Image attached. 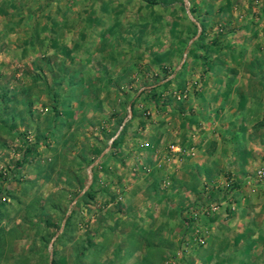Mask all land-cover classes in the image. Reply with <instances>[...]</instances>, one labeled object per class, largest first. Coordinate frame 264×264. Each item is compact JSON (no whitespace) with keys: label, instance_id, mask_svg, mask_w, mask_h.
I'll list each match as a JSON object with an SVG mask.
<instances>
[{"label":"rangeland","instance_id":"374dc122","mask_svg":"<svg viewBox=\"0 0 264 264\" xmlns=\"http://www.w3.org/2000/svg\"><path fill=\"white\" fill-rule=\"evenodd\" d=\"M157 1L0 0V91H16L7 104L16 121L0 128V264H136L128 261L138 240L160 238L142 220L158 188L177 206L179 245L152 247L142 264L162 255L163 264H192L205 219L237 208L245 238L260 236L253 248L264 264L259 186L221 169L208 183L192 179L189 197L174 176L200 160L204 75L230 59L215 48L252 15L253 0ZM214 202H223L217 211Z\"/></svg>","mask_w":264,"mask_h":264},{"label":"crops","instance_id":"0c3cea01","mask_svg":"<svg viewBox=\"0 0 264 264\" xmlns=\"http://www.w3.org/2000/svg\"><path fill=\"white\" fill-rule=\"evenodd\" d=\"M222 19L225 17L222 16ZM235 22V33L225 36L227 42L224 40L222 47L215 48L220 53L223 52V55L230 56V59L224 57L219 63L208 66V73L204 75V93L198 99L201 101L199 106L203 109L198 116L204 118L207 126L197 155L200 160L190 164L187 172L183 171L182 175H174L177 180L184 181L180 191L189 197V193L192 196L195 191L192 179L208 183L214 177H221V169H229L235 174L237 181L244 183L247 175L264 166V127L257 126V122L264 117V18L251 15L246 20ZM195 117L190 119L191 123H195ZM161 124L162 122L157 125ZM156 129L153 131L155 134L161 130ZM177 180L174 179L175 187ZM156 192L148 194V198L155 199L143 204L142 215L145 216L142 220L145 225L151 224L150 228L158 231L160 238L163 236L162 232L168 234V239L157 238L152 243L146 239L138 240V247L133 249L128 263L148 262L152 247L169 250L172 247L174 250L179 245L178 237H173V234L181 226V222L178 218L171 217L176 215L177 206L174 205L171 210L170 203L164 201L166 198L170 200L171 194L168 198L159 188ZM143 197L147 199L146 196ZM260 210L256 211L261 212ZM162 214L166 217L165 221H161ZM253 214L255 217L256 212ZM242 216L241 209L237 208L229 217L216 213L205 219L204 228L208 234L206 243L199 249L192 264H256L258 260L253 247L259 242L260 236L256 234L245 238L244 233L249 229L245 223L240 226ZM253 229L261 230L260 227ZM158 242L162 244L159 245ZM160 258L159 264H163L165 257L162 255Z\"/></svg>","mask_w":264,"mask_h":264},{"label":"trees","instance_id":"16d2710c","mask_svg":"<svg viewBox=\"0 0 264 264\" xmlns=\"http://www.w3.org/2000/svg\"><path fill=\"white\" fill-rule=\"evenodd\" d=\"M50 0H46V2H48ZM147 4L151 5V4H156V3H160L157 0H146ZM16 8H18V5H16ZM190 12L191 13H195V10L193 8H190ZM197 18V17H196ZM199 24L202 28L200 35L203 33V30H205V23L203 22L202 19L198 18ZM195 28V22L191 21L190 22ZM66 81L69 84V88L72 89L74 87V84L70 82V78H67ZM16 95V91L15 90H8V89H3L2 92L0 91V128L6 129L7 132L11 131V128L14 125V121H16V117L14 114V110L11 111V109L7 112V104H9V102L14 101V97ZM26 106H30L31 102H24ZM130 104V108L132 110L133 113V105H134V101L131 99L129 101ZM10 107V106H9ZM22 117L19 119L21 120ZM24 119V118H23ZM125 125V124H124ZM123 125V126H124ZM257 126L259 127H264V117L257 122ZM122 131V130H121ZM119 132L117 134V136L111 141L110 147L114 148L116 147L118 141L117 138H119V136H121L122 132ZM94 183V180H92L91 184L89 185L88 188H90L92 186V184ZM84 194L88 195V191H85ZM68 218L66 219L67 222ZM50 264H61L56 258H52L51 261L49 262Z\"/></svg>","mask_w":264,"mask_h":264},{"label":"built area","instance_id":"2783aa9c","mask_svg":"<svg viewBox=\"0 0 264 264\" xmlns=\"http://www.w3.org/2000/svg\"><path fill=\"white\" fill-rule=\"evenodd\" d=\"M257 16V18H264V0H253L252 1V15ZM171 150L180 151V148L177 145H171ZM245 184L247 185H256L259 186L264 191V169L258 168L252 174H249L244 179ZM220 203H211L209 209L212 211H217L222 205ZM200 243H203V240H199Z\"/></svg>","mask_w":264,"mask_h":264}]
</instances>
